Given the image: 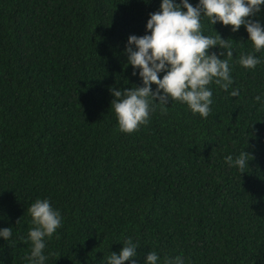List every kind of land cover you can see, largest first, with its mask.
<instances>
[{
	"label": "trees",
	"instance_id": "1",
	"mask_svg": "<svg viewBox=\"0 0 264 264\" xmlns=\"http://www.w3.org/2000/svg\"><path fill=\"white\" fill-rule=\"evenodd\" d=\"M161 2L0 0V228H12L0 264H28L38 198L62 216L45 264H107L129 237L138 255L124 264L150 251L158 264H264V49L245 26L201 17L202 34L232 45L220 58L239 96L213 82L207 119L169 98L167 114L158 106L138 131L119 129L110 87L142 86L125 47ZM253 19L264 27V5ZM249 53L255 69L239 64ZM243 150L254 158L241 173L224 158Z\"/></svg>",
	"mask_w": 264,
	"mask_h": 264
},
{
	"label": "clouds",
	"instance_id": "2",
	"mask_svg": "<svg viewBox=\"0 0 264 264\" xmlns=\"http://www.w3.org/2000/svg\"><path fill=\"white\" fill-rule=\"evenodd\" d=\"M261 5H264V0H199L196 6L189 0H180V3L162 0L160 11L149 14L146 34L130 35L125 47L127 63L133 66L132 75L137 74L136 69L140 70L142 86L110 87L114 97L111 108L119 129L125 133L138 131L141 125L149 123L150 113L158 106L163 114H167L169 98L186 103L193 114L199 113L207 119L213 103V93L208 86L213 82L225 91L231 89L230 96H239L240 90L233 87L229 60L220 58L225 55L229 59L233 57L232 45L220 35L202 34L201 17L207 16L212 25L217 21L225 26L231 25L233 32L245 26L248 39L253 42L255 51L260 52L264 49V27L259 19L253 17L261 12ZM217 45L227 51H221L219 55L209 54V49ZM261 62L252 53L241 55L239 59V64L247 69H255ZM161 72L164 73L162 78ZM153 84L157 86L155 90L152 89ZM254 99L261 102L259 95ZM253 158L252 153L243 150L235 159L232 155L224 159L230 167H236L243 173ZM27 211L35 227L29 229L28 240L32 248L25 260L28 264H45L47 257L43 250L46 238L50 239L62 227V216L46 198L36 199ZM11 236V227L0 228V237L8 241ZM123 245L119 254L111 252L107 264H124L138 255V244L131 237ZM159 259L155 251H150L145 264H158ZM131 264H136V261L132 260ZM163 264H184V260L179 255L165 257Z\"/></svg>",
	"mask_w": 264,
	"mask_h": 264
}]
</instances>
